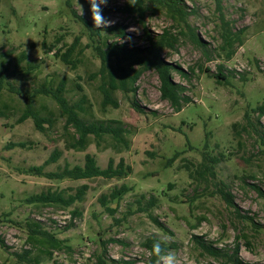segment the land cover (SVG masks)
Masks as SVG:
<instances>
[{"label":"rangeland","instance_id":"374dc122","mask_svg":"<svg viewBox=\"0 0 264 264\" xmlns=\"http://www.w3.org/2000/svg\"><path fill=\"white\" fill-rule=\"evenodd\" d=\"M127 1L108 0L103 8L110 25L124 27V35L102 29L98 40L78 19L93 24L87 4L81 16L78 2L83 0H0V264H96L99 254L106 264H148L142 242L150 236L165 242L164 253H172L176 264H230L203 251L192 235L226 251L237 242L242 262L264 264V198L248 184L264 192V140L252 128H242L244 115L256 122L254 108L264 103V0H220L228 27L241 31L229 59L220 49L222 24L215 1L182 0L193 11L188 22L204 45L179 35L172 47L160 51L164 61L178 65L171 79L188 98L179 111L160 96L153 68L140 72L133 91H111L116 106L101 104L102 82L116 71L111 60L101 64L94 45L105 41L144 48L145 28L153 36L164 29L176 32L163 9L147 11L141 20L121 12ZM75 38L66 63L58 55ZM218 66L225 78L214 76ZM61 80L67 101L80 102L82 119L121 121L128 130L127 148L113 145L108 135L98 141L90 135L82 150L66 146L73 129L64 128L65 117L49 93L35 92L54 90ZM29 94L32 110L45 119L42 130L31 117L18 120ZM259 120L255 126L264 131V114ZM205 143V151L220 159L215 179L253 225L236 217L209 182L190 178ZM54 150L57 158L46 162ZM86 153L102 168L109 159L114 164L122 159L131 171L123 178L49 179L27 170L32 165H42L43 171L82 165ZM122 183L129 190L118 201L108 200L111 213L99 196ZM82 184L87 186L82 198L67 207L26 202L47 190L73 194ZM73 209L78 214L72 215ZM36 221L64 244L50 249L39 240L27 243V225ZM25 249L30 252L20 259Z\"/></svg>","mask_w":264,"mask_h":264},{"label":"trees","instance_id":"16d2710c","mask_svg":"<svg viewBox=\"0 0 264 264\" xmlns=\"http://www.w3.org/2000/svg\"><path fill=\"white\" fill-rule=\"evenodd\" d=\"M216 8L218 10V18L222 24V31L219 34L220 37V49L223 52L225 59H229L233 54V47L235 44L240 43V30L234 31L228 27V22L225 20L223 13L220 11V0H214ZM67 3V0H65ZM158 9H163L167 16L175 24L176 32H172L169 29H164L160 34L152 35L146 28L143 31L144 37L146 38L148 45L144 48L140 47H127L124 43L117 42H105L100 41L94 45V49L98 54L101 64H105L108 61H113L115 67L116 76L114 73H109L106 82V87H102V99L101 104L105 106L111 104L113 106L117 105L116 100L112 97L111 91L116 88H120L124 92L133 91V87L136 79L138 78L140 72L144 69L153 68L158 73L160 85L159 91L160 96L163 99L168 100L171 106L179 111L181 108V102H187V96L182 95V87L174 83L171 79V72L177 64H171V62H166L162 59L160 51L164 47H172L174 42L179 35H187L189 40L197 46L204 45L200 36L194 31L193 27L188 22V16L193 12L191 9L182 2V0H128L122 7H120L121 12L130 13L135 15L138 19H143L147 11L155 12ZM74 14V12H73ZM75 15V14H74ZM83 26L87 29L89 35L97 37L98 40L102 37L100 32L102 28H96L88 20L78 17ZM106 33H113L117 36L122 37L124 35V27L122 25H110L105 28ZM75 38L74 43L72 42L65 52L58 55L62 61L69 63V56L77 42ZM102 44V46H101ZM203 48V47H201ZM205 50V49H204ZM137 66L136 68L133 66ZM208 70V68H205ZM184 72V71H183ZM181 75H184L181 72ZM216 78H225V75L220 71V66H218V71L214 75ZM3 77L0 76V79ZM1 86V83H0ZM64 81L61 80L54 90L49 91L46 88H40L35 90V92L49 93L53 99L56 101L58 107L60 108L62 114L65 117L64 128L67 130L71 127L73 131L69 133L70 140L66 142L68 148H73L77 150H82L86 146L89 136L92 135L96 141L103 138L104 135H108L113 140V145L122 144L125 148L128 147L129 142L126 140V133L128 130L119 120L110 121H86L79 116L78 111L81 110L80 102L69 103L67 99L63 96ZM11 88V87H10ZM13 88V87H12ZM14 90V89H13ZM15 91H19L15 89ZM31 96L28 95V100L26 101L25 111L18 117V120H23L26 117H31L33 119L34 125L37 129H43L44 118L36 114L31 108ZM132 104L137 107L138 105L132 101ZM257 111V120L252 122L249 114L244 115V126L243 130L247 131L250 128L257 131L260 138L264 140V131L257 129L255 124L260 125L259 117L264 114V103L257 105L254 108ZM236 124L233 125L235 128ZM264 126V125H262ZM249 131V130H248ZM247 131V132H248ZM207 144H204V150L201 152V160L197 164V167L191 172L189 171V176L192 180H204L209 182L216 194L223 200V202L229 206L233 207V212L236 217L246 218L250 224H254L252 217L248 215H241L239 213V208L233 202L232 194L229 189L223 184V182L217 181L215 166L220 161L219 157L210 154L205 151ZM57 150H54L46 162L54 161L58 156ZM29 172L35 175L45 176L49 179H80V178H90L94 176H102L105 178H123L127 176L131 169L128 164H125L121 159L116 164L113 163L111 159L108 160L105 167H100L96 163V159L93 155L86 153L84 155V161L82 165L69 166L64 164L62 168L56 171H43L42 165H32L27 169ZM255 192H257L260 197L264 198V192L255 183H248ZM86 185L82 184L73 194H68L64 196L60 190L52 191L47 190L44 192L36 193L30 195L26 198L28 203H40V204H58L64 207L70 206L74 201L80 200L85 192ZM129 190V187L124 183L119 186L113 187L108 194H101L99 196L100 203L105 207L108 200L118 201L123 194ZM151 198L149 204L151 203ZM106 210L113 212V209L106 206ZM71 214H78L76 209L71 211ZM160 228H164L162 223L158 222L156 219H152ZM27 243L31 240H39V242H46L50 249L58 248L60 245L64 244L63 239H59L54 233L45 230L39 222H32V224L27 225ZM192 239L197 243V245L205 251L207 254L214 257H224V260L230 264H245L241 261L238 255V243L235 242L234 246L230 251H226L223 248H218L213 246L211 243L204 242L199 239L197 235H192ZM159 242L162 249L166 250L167 245L162 240L155 236H150L144 239L142 245L149 253L148 264H156L159 259L152 253V246L154 243ZM0 245L3 246V241L0 239ZM30 250L25 249L21 254L17 256L21 258L27 257ZM51 254L50 251H47ZM103 254H99L96 259V264H106L102 258ZM116 262L115 260H112ZM129 264V262H123Z\"/></svg>","mask_w":264,"mask_h":264},{"label":"clouds","instance_id":"9594fccd","mask_svg":"<svg viewBox=\"0 0 264 264\" xmlns=\"http://www.w3.org/2000/svg\"><path fill=\"white\" fill-rule=\"evenodd\" d=\"M78 3L81 16L85 14L84 5H88V13L95 27L103 29L112 23V21L106 19L103 15V8L107 5L108 0H83V3ZM152 253L159 258L157 264H176V257L170 252L164 253L159 242L153 244Z\"/></svg>","mask_w":264,"mask_h":264}]
</instances>
